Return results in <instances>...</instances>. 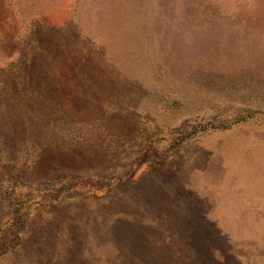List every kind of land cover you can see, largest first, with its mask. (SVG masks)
<instances>
[{
    "label": "rangeland",
    "instance_id": "374dc122",
    "mask_svg": "<svg viewBox=\"0 0 264 264\" xmlns=\"http://www.w3.org/2000/svg\"><path fill=\"white\" fill-rule=\"evenodd\" d=\"M0 264H264V0H0Z\"/></svg>",
    "mask_w": 264,
    "mask_h": 264
}]
</instances>
